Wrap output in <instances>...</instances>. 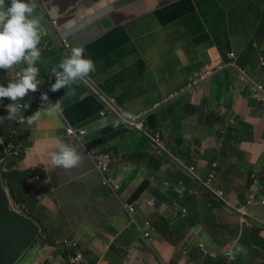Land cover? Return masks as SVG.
<instances>
[{"label": "crops", "instance_id": "1", "mask_svg": "<svg viewBox=\"0 0 264 264\" xmlns=\"http://www.w3.org/2000/svg\"><path fill=\"white\" fill-rule=\"evenodd\" d=\"M33 3L41 35L38 81L54 82L50 73L62 59L58 44L64 39L71 48H84L95 71L81 79L85 86L74 81L56 92L47 86L62 111L56 116L42 111L38 123L21 122L20 115L9 120L10 101H0V264H72L75 253L85 264H158L159 257L177 264L189 234L214 251L205 256L193 247L190 264H224L225 248L238 239L240 264H264V229L253 221L241 225L235 213L247 202L253 180L264 182V105L253 98L250 85L228 69L222 78L156 110L146 132L162 137L170 151L165 155H157L148 135L123 128L113 116L101 117L99 97L91 91L114 98L124 112L140 113L190 77L227 63L230 53L250 79L261 82L254 46L264 53V0ZM23 67L0 69V83L17 79ZM36 94L18 101L29 105L20 109L25 117L44 108ZM204 106L214 112L204 115ZM231 121L236 125L227 128ZM9 127L22 134L25 152L21 160L5 163L1 138ZM68 127L86 133L70 136ZM58 140L81 155L77 166L52 165ZM92 153L110 155L120 190L101 185ZM213 163L216 176L207 187ZM10 188L29 199L28 212L10 197ZM210 190L221 191V199ZM147 221L157 230L151 245L143 237Z\"/></svg>", "mask_w": 264, "mask_h": 264}, {"label": "clouds", "instance_id": "2", "mask_svg": "<svg viewBox=\"0 0 264 264\" xmlns=\"http://www.w3.org/2000/svg\"><path fill=\"white\" fill-rule=\"evenodd\" d=\"M52 24L54 28L58 27V23L56 21H54ZM49 34L50 37L55 38V36L50 32ZM40 40H41V35L39 30V19L37 16L34 15L33 0H7V3H5V0H0V69L9 70L15 65L18 64L24 65L22 70L18 73L17 79L14 80L10 79L9 82H7L6 84L0 83V101H2L3 98H7L10 101V103L5 105L6 110L8 112L9 120H11L12 115H20L21 122H23L24 119H26L29 124L38 123L40 121L42 111L47 116H56L62 111V109L58 102L56 101L52 102V99L49 98L47 92V86L49 91L56 92L61 88H66L74 81H79V80L82 81L81 80L82 78L86 77L89 73L95 71V63L90 57H87L84 54V48L79 45L71 48L69 42L64 39L61 41V43L59 42L58 44V49L62 56V59L58 63L57 67L53 68L50 73V74H54L55 77L54 82L49 84L48 81H44V80L38 81L39 68L37 67V61H39L41 56V48L38 47V45L40 44ZM254 50L256 53L258 66L262 74L263 80L261 82L256 83L255 81L250 79L247 76V74L236 65V60H237L236 55L230 53L227 55V63H222L220 65L207 68L205 71L190 77L184 87H182L177 91H173L167 95H164L158 101L153 103L150 108H147L140 113L124 112L122 109L118 107L117 102L114 98L106 97L105 93L100 92L96 88L91 89V91L96 95V97L98 96L100 98L99 99L97 97L102 105V110L100 111L101 117L113 116L120 122L123 128L135 133L148 135V133L146 132L147 119L156 110H158L163 106H167L168 104L172 103L173 101L177 100L179 97L183 95L192 94L197 89L201 88L204 84L209 83L212 79L216 77L222 78L224 73L228 69H234L238 74V79L242 83H246L250 85L252 96L256 100V102L264 105V102L258 101L257 97L254 95L252 91L253 85H261V84L264 85V67L261 66V60H260L261 58L264 59V53L257 46H254ZM231 54H233V57H229ZM219 67H223V70L216 73L214 76H212L211 78L205 81H200V77L206 74V72L210 70L216 71V69ZM191 80L196 82V84L192 88L188 89V84L190 83ZM35 91H37L36 98L39 101V106L44 108L43 109L38 108L34 113L25 117L23 114L20 113V109L24 108L26 110L29 107V105L27 103H23V104L18 103V101H22L23 98L27 96L30 92H35ZM170 95H175V96L173 98H170V100L164 104L161 105L158 104L164 98H167ZM107 102H111L112 107L109 109H107L108 107ZM102 112H105V114L102 115ZM213 112H214L213 108L207 106L203 107L204 115H211ZM125 114L126 115L144 114L143 128L141 130H137L135 128H131L127 126L121 117V115H125ZM234 125H236V121H231V123H229L226 127L230 128ZM69 130H72L73 132L69 133ZM80 131H82L83 133L80 134L79 133ZM67 133L70 136H83L86 133V131L76 130L73 129V127H68ZM20 135L22 134H20V132L16 128L9 127L7 128L6 134L1 138L6 152L5 163L7 161L21 160V158L23 157L25 150L20 144V142H22V139L21 141H17ZM148 137L152 140L153 144L156 146L157 155L170 154V151L165 147L162 137L159 134H156L154 136L148 135ZM57 143H58L57 150L52 151L50 153L51 163L57 169H61V170L70 169L77 166L81 162L82 159L81 155L69 143L63 140H58ZM92 154L93 157L92 155H90V157L92 159L94 158L93 159L94 167L101 176V185L105 189H109L113 191L120 190L121 184L117 181L115 176L111 175L112 159L110 155L104 154L109 156L108 171L102 173L97 169L96 164L98 158L103 155L99 153H92ZM216 168H217V164L213 163L211 165V169L208 174V180L206 182L207 187H209L210 182L216 176ZM189 171L193 172L194 168H190ZM32 173L35 175L34 176L35 181L41 180L38 170H34V172ZM105 177L110 178L112 181L116 182L119 185V188L115 190L111 186L104 185L103 179ZM256 188H259V190L256 191L255 190ZM210 191L214 194L215 199H221V197H219L222 195L221 191L220 192L217 190L215 191L210 190ZM253 194L255 195L254 202L250 203L251 196ZM10 197L14 199L17 205L21 204V206L24 207L25 211L28 212L25 205H23L22 203H17L16 199L12 196L11 190H10ZM263 202H264V182L262 180H253V183L249 187L247 202L244 205H241L235 211L241 225H247L250 224L251 221H253L255 224H257L258 226L264 229ZM130 208H132L133 210L134 208L132 206H129V212L132 213L133 211H130ZM255 208L262 209L263 213L262 214L253 213V210ZM180 211L182 212V214H186L187 212L186 209H180ZM243 212L245 214H243ZM153 232H157V230H155V227L152 225L151 222L147 221L144 224L143 237L150 245L153 243L154 240ZM195 246H197L205 256L214 254L213 249L210 248L206 243L197 241L193 234H189L185 238L184 250L182 251V258L178 261L177 264H190L188 259V254L189 251ZM72 248L76 251L78 249V244L77 243L72 244ZM230 248H232L235 251L237 264H240V256L242 254L241 251H243V248L241 247V243L239 239L225 248L223 252L224 264H227L225 256H226V252ZM78 256L82 257L81 263H77L75 261ZM72 264H85L84 256L80 253H75L74 257L72 258ZM158 264H168V263L164 259L159 257Z\"/></svg>", "mask_w": 264, "mask_h": 264}, {"label": "built area", "instance_id": "3", "mask_svg": "<svg viewBox=\"0 0 264 264\" xmlns=\"http://www.w3.org/2000/svg\"><path fill=\"white\" fill-rule=\"evenodd\" d=\"M229 57H233V54H231ZM260 60H261V66L264 67V59L261 58ZM222 70H223V67L217 68L216 71L210 70V71L206 72V74H204V75H202L200 77V81H205V80L211 78L216 73H218V72H220ZM195 84H196V82H194L193 80H191L190 83L188 84V89L192 88ZM252 91H253L254 95L257 97L258 101L264 102V85L263 84H261V85H253ZM174 96L175 95H170L169 97L164 98L158 104L159 105L164 104V103L168 102L170 100V98H173ZM107 105H108L107 109H109V108L112 107L111 106V102H107ZM105 112H102V115H104ZM121 117L124 120L125 124L127 126L131 127V128H135L137 130H141L143 128V126H144V123H143L144 114H142V115H126L125 114V115H121ZM72 132H73L72 130H69V133H72ZM79 133L82 134L83 132L80 131ZM108 159H109V156L108 155H103V156H100L98 158V160H97V164H96L97 169L99 171H101L102 173H105V172L108 171ZM103 184L104 185L111 186L115 190H117L119 188V185L116 182L112 181L110 178H107V177H105L103 179ZM255 190L258 191L259 188H256ZM254 198H255V195L253 194L251 196L250 203H253L254 202ZM263 204H264V202H263ZM130 211H133V209L130 208ZM243 214H245V213L243 212ZM225 258H226L227 264H237V258H236V255H235V251L232 248H230L226 252ZM75 261L77 263H81L82 262V257L81 256H78Z\"/></svg>", "mask_w": 264, "mask_h": 264}, {"label": "trees", "instance_id": "4", "mask_svg": "<svg viewBox=\"0 0 264 264\" xmlns=\"http://www.w3.org/2000/svg\"><path fill=\"white\" fill-rule=\"evenodd\" d=\"M22 139V135H20L17 139V141H21ZM154 163H156L157 165H159L155 160H153ZM11 190V189H10ZM12 192V196L16 199L17 203H22L23 205H25L26 207L29 204V199L27 197H25L23 194H21L20 192L16 191V190H11ZM26 193H30L29 191H26ZM31 194V193H30ZM33 198H37V194H31Z\"/></svg>", "mask_w": 264, "mask_h": 264}, {"label": "water", "instance_id": "5", "mask_svg": "<svg viewBox=\"0 0 264 264\" xmlns=\"http://www.w3.org/2000/svg\"><path fill=\"white\" fill-rule=\"evenodd\" d=\"M79 82V84H82L83 86H85V84L82 82V81H78ZM82 143H83V140H82Z\"/></svg>", "mask_w": 264, "mask_h": 264}, {"label": "rangeland", "instance_id": "6", "mask_svg": "<svg viewBox=\"0 0 264 264\" xmlns=\"http://www.w3.org/2000/svg\"><path fill=\"white\" fill-rule=\"evenodd\" d=\"M228 129H226L225 131L227 132Z\"/></svg>", "mask_w": 264, "mask_h": 264}, {"label": "bare ground", "instance_id": "7", "mask_svg": "<svg viewBox=\"0 0 264 264\" xmlns=\"http://www.w3.org/2000/svg\"><path fill=\"white\" fill-rule=\"evenodd\" d=\"M147 136V135H146Z\"/></svg>", "mask_w": 264, "mask_h": 264}]
</instances>
